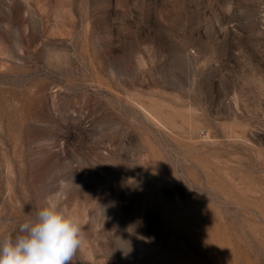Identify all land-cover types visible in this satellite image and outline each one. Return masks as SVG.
<instances>
[{"label":"rangeland","instance_id":"obj_1","mask_svg":"<svg viewBox=\"0 0 264 264\" xmlns=\"http://www.w3.org/2000/svg\"><path fill=\"white\" fill-rule=\"evenodd\" d=\"M46 199L71 264H264V0H0V238Z\"/></svg>","mask_w":264,"mask_h":264},{"label":"clouds","instance_id":"obj_2","mask_svg":"<svg viewBox=\"0 0 264 264\" xmlns=\"http://www.w3.org/2000/svg\"><path fill=\"white\" fill-rule=\"evenodd\" d=\"M84 240L80 217L46 199L15 235L0 238V264H71Z\"/></svg>","mask_w":264,"mask_h":264}]
</instances>
